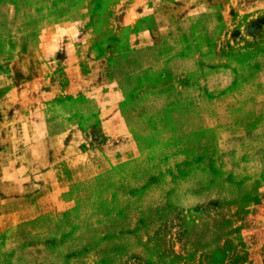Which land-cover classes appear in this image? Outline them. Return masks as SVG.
Listing matches in <instances>:
<instances>
[{"label":"rangeland","instance_id":"obj_1","mask_svg":"<svg viewBox=\"0 0 264 264\" xmlns=\"http://www.w3.org/2000/svg\"><path fill=\"white\" fill-rule=\"evenodd\" d=\"M0 264H264V0H0Z\"/></svg>","mask_w":264,"mask_h":264}]
</instances>
